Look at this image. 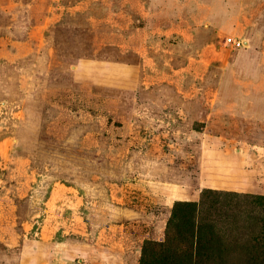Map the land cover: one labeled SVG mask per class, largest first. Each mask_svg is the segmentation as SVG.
Masks as SVG:
<instances>
[{
    "label": "rangeland",
    "instance_id": "1",
    "mask_svg": "<svg viewBox=\"0 0 264 264\" xmlns=\"http://www.w3.org/2000/svg\"><path fill=\"white\" fill-rule=\"evenodd\" d=\"M178 201L264 264V0H0V264H141Z\"/></svg>",
    "mask_w": 264,
    "mask_h": 264
},
{
    "label": "trees",
    "instance_id": "2",
    "mask_svg": "<svg viewBox=\"0 0 264 264\" xmlns=\"http://www.w3.org/2000/svg\"><path fill=\"white\" fill-rule=\"evenodd\" d=\"M241 215L234 216L235 224H241ZM247 220L252 226L264 223L261 216L252 213ZM243 222L248 225L246 219ZM223 223L221 217L201 216L197 201H178L165 239L146 242L141 264H256L253 250L261 233L247 230L229 234L221 227Z\"/></svg>",
    "mask_w": 264,
    "mask_h": 264
},
{
    "label": "crops",
    "instance_id": "3",
    "mask_svg": "<svg viewBox=\"0 0 264 264\" xmlns=\"http://www.w3.org/2000/svg\"><path fill=\"white\" fill-rule=\"evenodd\" d=\"M151 59L150 55H147L146 53L142 56V61H144V64L149 62ZM108 67L110 69H113L114 67L121 68V72L124 74H117L114 73V75H111V73L108 76V80L104 84H109L113 86H119V87H127V88H136L139 85L143 84L144 81L142 80V77L140 76V73H138V64L136 63H130V62H120V61H110L108 62ZM80 68L79 65H77L76 70L78 71ZM104 74V73H103ZM102 76V75H101ZM101 76H93V81H97L100 83H103L102 79L105 78L104 75Z\"/></svg>",
    "mask_w": 264,
    "mask_h": 264
},
{
    "label": "built area",
    "instance_id": "4",
    "mask_svg": "<svg viewBox=\"0 0 264 264\" xmlns=\"http://www.w3.org/2000/svg\"><path fill=\"white\" fill-rule=\"evenodd\" d=\"M226 43L232 45L233 47H239L244 44L242 39L235 37V36L227 37Z\"/></svg>",
    "mask_w": 264,
    "mask_h": 264
}]
</instances>
